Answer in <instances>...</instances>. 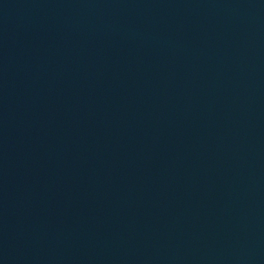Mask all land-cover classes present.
Segmentation results:
<instances>
[{"label": "water", "instance_id": "1", "mask_svg": "<svg viewBox=\"0 0 264 264\" xmlns=\"http://www.w3.org/2000/svg\"><path fill=\"white\" fill-rule=\"evenodd\" d=\"M0 264H264V0H0Z\"/></svg>", "mask_w": 264, "mask_h": 264}]
</instances>
